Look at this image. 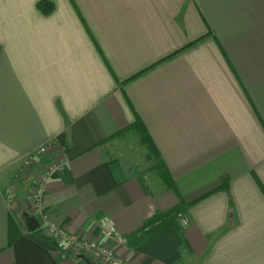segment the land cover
Wrapping results in <instances>:
<instances>
[{"label":"crops","instance_id":"1","mask_svg":"<svg viewBox=\"0 0 264 264\" xmlns=\"http://www.w3.org/2000/svg\"><path fill=\"white\" fill-rule=\"evenodd\" d=\"M40 1L0 0V264H79L28 209L59 161L42 210L70 233L187 206L182 231L110 241L131 264H264V0ZM137 116L176 189L121 148Z\"/></svg>","mask_w":264,"mask_h":264},{"label":"built area","instance_id":"2","mask_svg":"<svg viewBox=\"0 0 264 264\" xmlns=\"http://www.w3.org/2000/svg\"><path fill=\"white\" fill-rule=\"evenodd\" d=\"M49 148L50 144H46L30 152L22 158L23 165H28L34 161L38 155L47 152ZM63 166V162H55L54 165L49 167L48 172L53 169L63 168ZM48 172L43 179H40V184L38 185L40 187H38L33 196L34 200H30V205L33 206L32 208L35 213L43 218L41 229L47 235L59 241L66 251V256H69L79 264H87L79 255L88 257L96 264H131L129 259L125 255L120 254L110 243V241H114L117 245L122 246L126 244V238L118 232L115 224L109 217L100 216L97 218L96 223L101 231L100 237L88 239L80 234L68 232L53 221L48 214L43 212L42 200ZM7 201L11 205L14 203L13 190L9 191ZM181 225L184 227L188 225V219L186 217L181 218Z\"/></svg>","mask_w":264,"mask_h":264},{"label":"trees","instance_id":"3","mask_svg":"<svg viewBox=\"0 0 264 264\" xmlns=\"http://www.w3.org/2000/svg\"><path fill=\"white\" fill-rule=\"evenodd\" d=\"M38 7L44 13H49L53 9V3L49 0H41L38 3ZM132 130L136 131L142 143L148 148L150 152V156L159 159L158 165L164 170V180L168 184L169 187L176 189L173 180L171 179L170 173L167 171L165 164L160 159L159 152L156 148L154 141L152 140L151 136L149 135L147 129L145 128L144 124L137 116L135 123L131 126ZM186 205L181 202L180 205L166 211V212H159L149 218L144 225L135 233L129 235L126 238V244L129 246H135L151 238L155 237L156 235L162 233L163 231L169 228H175L179 231H182L183 226L181 225V218L186 217L185 210Z\"/></svg>","mask_w":264,"mask_h":264},{"label":"rangeland","instance_id":"4","mask_svg":"<svg viewBox=\"0 0 264 264\" xmlns=\"http://www.w3.org/2000/svg\"><path fill=\"white\" fill-rule=\"evenodd\" d=\"M128 136L124 137L121 141V148L125 149L126 152H128L129 155L133 156L137 159V161L140 162L142 165L143 172H145L154 183L159 184V181L164 180V170L158 165V158H154L153 156H150V152L148 148L142 143L139 134L136 131L128 132ZM123 134L119 137H122ZM52 149V147L50 148ZM49 150L45 153H42L38 155L34 161L29 163L28 165L24 166L21 161V169L18 174V178H24L26 177L33 169L35 168V165L37 163H41V160L43 159L44 155L48 153ZM49 159V158H47ZM49 162H54V159L49 160ZM48 170H43L40 174H38L34 179L30 187L29 195L31 196L30 200H34L33 196L36 193V190L38 189V186L40 184V179H43L47 175ZM27 178V177H26ZM29 204L28 209L29 213L36 214L35 211ZM113 247V246H112Z\"/></svg>","mask_w":264,"mask_h":264},{"label":"water","instance_id":"5","mask_svg":"<svg viewBox=\"0 0 264 264\" xmlns=\"http://www.w3.org/2000/svg\"><path fill=\"white\" fill-rule=\"evenodd\" d=\"M79 257L83 258L87 264H96L94 261L90 260L88 257L84 255H79Z\"/></svg>","mask_w":264,"mask_h":264}]
</instances>
